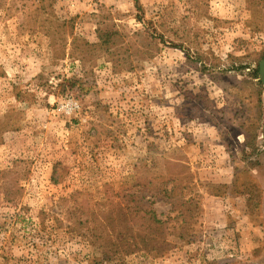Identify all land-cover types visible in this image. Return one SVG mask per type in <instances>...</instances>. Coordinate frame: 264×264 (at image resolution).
<instances>
[{
  "label": "rangeland",
  "instance_id": "obj_1",
  "mask_svg": "<svg viewBox=\"0 0 264 264\" xmlns=\"http://www.w3.org/2000/svg\"><path fill=\"white\" fill-rule=\"evenodd\" d=\"M140 2L141 20L134 0L50 7L67 35L97 42L100 25L119 30L129 50L117 64L95 48L85 63L71 58L63 30L55 49L47 14L37 17L30 1L0 7L1 182L22 188L15 203L0 190V264H264V87L254 77L264 0ZM141 31L155 36L154 57L142 52ZM73 76L80 83L63 92ZM223 158L237 165L243 234L220 226ZM168 177L193 187L200 204L188 225L171 220L156 238L128 208L153 201L163 220L179 214L159 192ZM92 227L138 230L137 247L102 261Z\"/></svg>",
  "mask_w": 264,
  "mask_h": 264
},
{
  "label": "trees",
  "instance_id": "obj_2",
  "mask_svg": "<svg viewBox=\"0 0 264 264\" xmlns=\"http://www.w3.org/2000/svg\"><path fill=\"white\" fill-rule=\"evenodd\" d=\"M5 0H0V7L4 5ZM30 1L32 5H34V9L32 12H37V17L44 12L47 14V21H48V27H46V33L47 35H50L53 41V35L61 34L63 30V37L62 40L63 46L66 48L68 39L66 36H70L71 38V49L69 51V56L74 59H79L82 62H86L87 54L90 52H94L95 49L101 50V52L104 53V55H107L111 58L112 62L114 64H117V62H120L124 60V53L129 50L128 42L124 40L123 34L117 30L112 28H97V34H98V41L97 42H90L87 39H84L82 37H79L75 35L74 33H70L67 35V31H65V20H60L52 15V12L50 10V7L54 5V0H25V2ZM135 7L138 10L137 17L139 20H141V13L143 12V6L140 2V0H134ZM26 5V3H25ZM41 13V14H40ZM30 15L29 17H31ZM35 17V16H34ZM36 18V17H35ZM37 19V18H36ZM45 19V18H44ZM57 23V25H56ZM55 24V26H53ZM147 35V43L145 44L143 48V53L146 54L147 57L151 58L154 57L159 52V45L156 42V38L153 34H150L148 31H141L136 33L135 35ZM126 36V34H125ZM52 46L55 48V42L53 41ZM64 48V49H65ZM57 49V48H55ZM63 55L65 54V51L63 50ZM59 54V51L57 52V55ZM65 56V55H64ZM258 72L259 67L255 70V78H258ZM80 83V79L76 76L67 78L64 80L63 83V92H66L68 89L73 88L74 85H78ZM81 89V84L79 85ZM6 172H3V170H0V190L6 191L5 197L7 198L8 202L15 203L17 196H19L22 188H20L17 185H6L5 183L1 182V176L5 175ZM170 183H173L172 187L169 185ZM161 188L159 192L162 194L163 198H166L167 202L171 204V210L172 211H178L179 214L172 216H167L166 219H162L158 217L156 210L151 206L153 204V201L148 203V201L140 203V205L134 206V209H129L130 212V219L133 220L134 217L137 215H141L146 222H148V225L150 227L149 232L152 236L157 237V231L163 227V225H168L169 221H179L182 218L181 225L186 226L189 223V219L187 217V214L191 213L192 211H195L196 208H198L200 202L198 201V195L195 192L193 187H190L189 184L180 183L175 184L174 179L172 177H168L167 179L160 180L159 182ZM187 192H190L189 196L187 197ZM128 196H132L128 194ZM132 202V201H131ZM191 206V208H190ZM127 214V212H126ZM122 215V212L120 213ZM192 216V215H191ZM102 221L104 224L107 225H113L114 219L110 216L102 217ZM95 224H98L99 222H95ZM81 226H86L83 222H79ZM136 228L137 224H133ZM133 225L130 226V229H132ZM88 227V226H87ZM133 233L130 235H122V234H116L113 236V234H110L108 231H97L92 227V232H89L87 235L88 241L94 244L98 250L100 251V256L102 261H111L116 256H120L123 253L130 254L132 252L131 246L137 247V243L135 242V235L134 232H138V230H132ZM180 238L184 237L183 233H179L178 235ZM127 240L128 244H130L128 247H123V243L120 241ZM131 239V241H130Z\"/></svg>",
  "mask_w": 264,
  "mask_h": 264
},
{
  "label": "crops",
  "instance_id": "obj_3",
  "mask_svg": "<svg viewBox=\"0 0 264 264\" xmlns=\"http://www.w3.org/2000/svg\"><path fill=\"white\" fill-rule=\"evenodd\" d=\"M221 152H223V150L221 151L220 149V153ZM237 180H238L237 165H233L230 158L221 159L220 160V226L225 227L227 233L236 232L235 234L238 235V234H243L242 232H238L239 231L238 225L243 222H246L248 216H244V214L240 213V209L245 204V200L243 198L244 195L242 193H238L236 190Z\"/></svg>",
  "mask_w": 264,
  "mask_h": 264
},
{
  "label": "water",
  "instance_id": "obj_4",
  "mask_svg": "<svg viewBox=\"0 0 264 264\" xmlns=\"http://www.w3.org/2000/svg\"><path fill=\"white\" fill-rule=\"evenodd\" d=\"M258 79L261 81L263 87H264V56L259 62V73H258Z\"/></svg>",
  "mask_w": 264,
  "mask_h": 264
}]
</instances>
